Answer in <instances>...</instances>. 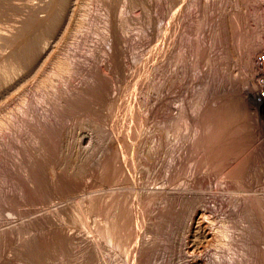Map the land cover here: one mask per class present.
<instances>
[{"label": "rangeland", "instance_id": "rangeland-1", "mask_svg": "<svg viewBox=\"0 0 264 264\" xmlns=\"http://www.w3.org/2000/svg\"><path fill=\"white\" fill-rule=\"evenodd\" d=\"M32 18L46 25L29 61L17 49ZM262 54L264 0H0V264H259ZM101 83L104 103L88 95ZM233 103L252 136L244 188L222 177L244 155L217 177L199 149L206 114ZM114 154L117 178L103 167Z\"/></svg>", "mask_w": 264, "mask_h": 264}, {"label": "bare ground", "instance_id": "bare-ground-1", "mask_svg": "<svg viewBox=\"0 0 264 264\" xmlns=\"http://www.w3.org/2000/svg\"><path fill=\"white\" fill-rule=\"evenodd\" d=\"M51 17L48 18L50 19L49 20V23L51 26L55 25L57 23V15L55 13H52L50 15ZM34 18V17H33ZM32 18V20H33ZM31 20V19H30ZM28 21L26 24H24L22 30H21V34H19V37H20V45H19V48L17 49V52L22 55L24 58H26L27 60L29 61H33L35 60V58L38 56V52H39V46H38V43H39V32L43 29V27H45L44 25L46 24H43V23H40V22H36L34 20H36L34 18L33 21ZM235 22V21H234ZM235 26V25H233ZM237 27V26H236ZM233 29H235L233 27ZM239 29L238 27L235 29L237 30ZM233 30V32L235 31ZM232 31V30H231ZM242 31V30H241ZM237 32V31H236ZM235 32V33H236ZM234 33V34H235ZM239 33V31L237 32V34ZM241 36V35H240ZM238 37V35H237ZM239 38V37H238ZM237 39V38H236ZM240 39H243L242 37H240ZM241 41V40H239ZM237 42H238V39H237ZM244 42V41H243ZM240 44V42H239ZM241 44H242V41H241ZM107 81V80H106ZM107 83H104V84H100L98 86H95L93 87L92 89L89 90V94L88 95H91V97L94 99V100H97V102H105L104 100L107 101L108 98H106V94H108L109 90L108 87H107ZM108 91V92H107ZM83 100V99H82ZM86 101H88L86 99ZM85 99L83 101H80L82 102V105H86V102ZM88 103V102H87ZM230 104V103H229ZM230 106V105H229ZM238 106L234 103L232 104L231 107H228L227 110L225 111H221L217 114H215L216 112H209V114H206V116L204 117L205 119V132L204 134H202L201 138H200V141H199V144H200V148L201 151L204 153L202 154L203 155V158H202V161H206L207 164H210L209 166L212 167L218 171L216 174L217 177H220V172L219 170H223L226 163L228 162V159H234V158H239V157H242L243 155V158H241V160H239L236 165H234L231 169H228V171L224 174L225 170L223 171L222 173V177H227V180L228 178L230 179V181L232 180L234 183L238 184L239 186L243 185V188H244V182H247L245 181L246 178H249L248 176L251 175V174H247L249 171L248 169H250V164H251V157H248L246 156L247 152H249L250 154V147H251V142H252V136L251 134L249 133V129L247 128L246 125H244L245 123V117H246V113L245 111H237V108ZM248 113V112H247ZM218 117V118H217ZM248 118V117H247ZM242 121H244V123L242 124ZM157 126V125H156ZM253 126V125H252ZM137 127V125L135 126ZM139 127V126H138ZM203 129V130H204ZM136 130H138L137 128L135 129V132ZM134 131V130H133ZM132 131V132H133ZM138 133V132H137ZM181 133V132H180ZM200 136V135H199ZM51 138V137H49ZM141 138V137H140ZM197 139V137H196ZM197 142V140H196ZM129 144V143H128ZM253 144V143H252ZM198 145V144H197ZM126 148V147H125ZM129 148V147H128ZM130 149V148H129ZM250 149V150H249ZM127 151V150H126ZM129 152V151H128ZM252 153V152H251ZM257 154V153H256ZM115 155V154H114ZM251 155V154H250ZM256 156V155H255ZM116 155L115 156H112L105 164H103V167L105 169L106 172H108L111 177L113 178H117L119 177V172L121 171L120 170V165H118L117 163V160H116ZM262 157V156H261ZM158 159V158H157ZM106 160V159H105ZM236 161L238 159H235ZM254 160V159H252ZM260 160V159H259ZM256 161V160H255ZM258 161V160H257ZM254 162V161H253ZM232 164V163H231ZM235 164V163H234ZM122 165V163H121ZM125 165V164H124ZM230 165V164H229ZM208 166V165H207ZM231 166V165H230ZM256 166V165H255ZM124 167V166H123ZM176 167V166H175ZM257 167V166H256ZM259 167H260V162H259ZM122 169V168H121ZM124 169V168H123ZM208 169V168H206ZM46 171H47V166L43 164L40 165V166H36L34 168V174L36 175V178L38 179L37 180V185L40 189L46 187L45 185L48 184L47 183V176H46ZM172 171V170H171ZM48 172V171H47ZM253 172V171H252ZM256 174L258 175L259 173L256 172ZM9 176V175H8ZM59 176V175H58ZM147 176V175H146ZM215 176V177H216ZM169 177V176H168ZM254 177V175H253ZM253 177H250V178H253ZM258 176H256L257 178ZM261 177V174L259 176V178ZM7 178V177H6ZM1 179V178H0ZM215 179V178H214ZM255 178H253L254 180ZM226 180V181H227ZM249 180V179H248ZM256 180V179H255ZM254 180V181H255ZM170 181V180H169ZM219 181V180H218ZM214 182V181H213ZM249 183L251 182V180L248 181ZM247 182V184H249ZM200 183V182H199ZM219 183V182H218ZM237 185V186H238ZM48 186V185H47ZM227 187V186H226ZM242 187V186H241ZM234 188V187H233ZM240 188V187H238ZM262 188V187H261ZM46 189V188H44ZM225 189V188H224ZM241 189V188H240ZM258 189V188H257ZM37 192V191H36ZM243 194V193H242ZM151 197V196H150ZM149 197V198H150ZM151 199V198H150ZM121 200V199H120ZM254 200V199H253ZM122 201V200H121ZM168 201V200H167ZM252 201V200H251ZM117 202V200L115 201ZM148 202V201H147ZM120 203H124V201L120 202ZM263 203V202H262ZM259 200H254L253 202L250 203L249 205V208H250V211L253 215H255L258 219H261L264 220V206ZM113 204V203H111ZM117 204H119L117 202ZM221 204V203H220ZM114 205V204H113ZM121 205V204H120ZM119 205V206H120ZM149 205V204H148ZM112 206V205H111ZM115 206H116V203H115ZM115 206H112V208H114ZM123 206V204H122ZM110 207V205L108 206ZM125 207V206H124ZM128 206H126L125 208H127ZM110 207V209H112ZM116 209H121V208H118V205L115 207V210ZM123 211H124V208H122ZM113 209V211H115ZM129 210V209H128ZM106 211V210H105ZM111 211V210H110ZM122 210H120L121 212ZM122 211V212H123ZM127 211V210H126ZM124 211V214L125 212ZM249 211V213H250ZM118 213V211H116ZM119 212V214H120ZM130 212V211H128ZM111 213V212H110ZM148 213V212H147ZM168 213V212H167ZM173 212L172 211H169V214L171 215ZM104 214V213H103ZM123 214V213H122ZM120 214V215H122ZM123 214V215H124ZM131 214V213H130ZM106 215H107V212H106ZM112 215V213H111ZM116 215V213H115ZM127 216H129L127 214ZM107 217V216H105ZM124 217H126V214L124 215ZM132 217V216H131ZM238 217V216H237ZM111 218V216H110ZM113 218V217H112ZM111 218V219H112ZM122 218V216H121ZM108 219V218H107ZM116 219V217H115ZM132 219V218H131ZM114 220V219H113ZM119 220V219H118ZM128 220L130 219H127L126 218V223L128 224ZM111 221V220H110ZM264 223V221H262ZM260 222V223H262ZM116 223V222H115ZM114 223V227L116 226ZM120 223V222H119ZM112 226H113V223H111ZM123 225V224H122ZM197 225V224H196ZM110 226V227H112ZM127 227V225H125ZM197 229L199 230V226H196ZM109 228V227H108ZM113 228V227H112ZM117 228V226H116ZM116 228H113V230L111 232H116ZM121 228V227H120ZM125 228V227H124ZM123 229H120L121 230H124ZM109 230H111L109 228ZM203 230V229H202ZM155 231V230H154ZM222 231V230H221ZM110 231H108L109 233ZM123 236V233L122 231L120 232ZM110 234V233H109ZM112 234V233H111ZM113 234H117L116 233H113ZM112 234V235H113ZM263 234V232H262ZM115 235L113 237H115ZM125 235V234H124ZM128 235V234H126ZM260 235V234H259ZM264 235V234H263ZM262 235V236H263ZM111 236V235H110ZM121 236V237H122ZM229 236V235H228ZM261 236V235H260ZM259 236V237H260ZM42 237V236H41ZM63 237V236H62ZM105 237V236H104ZM120 237V238H121ZM197 237V236H196ZM258 237V236H257ZM258 237V238H259ZM40 238V237H39ZM60 235H56V236H52V237H44L43 238H36L38 240H32L30 243H28L27 245H25V252H26V255L35 260H38L40 258V256L43 254V253H46V251L51 248H53L54 246H57L58 244L60 245V243H63L62 241L60 242ZM107 238V237H106ZM124 238V236H123ZM122 238V240H123ZM125 238H127L125 236ZM128 239V238H127ZM260 239V238H259ZM108 240H110L108 238ZM115 240V239H114ZM126 240V239H125ZM123 240V241H125ZM194 240V239H193ZM122 241V242H123ZM197 241V240H196ZM112 242V241H111ZM116 242V241H115ZM128 242V241H126ZM193 243V242H192ZM123 244V243H122ZM173 244V243H172ZM120 245V244H119ZM125 245V244H124ZM195 246V245H194ZM120 247V246H119ZM55 248V247H54ZM148 248V247H147ZM125 249V248H124ZM149 249V248H148ZM144 250V248H143ZM142 250V251H143ZM147 250V249H145ZM144 250V252H145ZM150 250V249H149ZM120 251V250H119ZM140 251V250H139ZM141 251V252H142ZM147 252V251H146ZM145 252V253H146ZM150 252V251H149ZM258 252V251H257ZM122 253V252H121ZM126 253V252H125ZM259 253V252H258ZM264 253V252H262ZM128 254V253H127ZM141 253H139L140 255ZM148 254V253H146ZM138 255V257H139ZM143 255V254H142ZM141 255V256H142ZM145 255V254H144ZM261 255V253H260ZM125 256V254H124ZM140 256V257H141ZM146 256V255H145ZM148 256V255H147ZM146 256V257H147ZM148 258V257H147ZM146 258V259H147ZM261 258L262 260H260V263L261 264H264V254L263 256L261 255ZM259 257V259H261ZM31 259V260H33ZM145 259V258H144ZM145 259V260H146ZM139 260V259H138ZM143 260V261H145ZM153 260V259H152ZM141 261V264L142 263V259L140 260ZM139 261V262H140ZM148 261H149V258H148ZM147 263H151L150 262H147ZM146 263V264H147ZM167 263V262H166ZM259 263V264H260Z\"/></svg>", "mask_w": 264, "mask_h": 264}, {"label": "built area", "instance_id": "built-area-1", "mask_svg": "<svg viewBox=\"0 0 264 264\" xmlns=\"http://www.w3.org/2000/svg\"><path fill=\"white\" fill-rule=\"evenodd\" d=\"M258 75L256 78L257 95L264 99V54L257 57Z\"/></svg>", "mask_w": 264, "mask_h": 264}]
</instances>
